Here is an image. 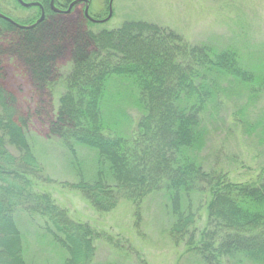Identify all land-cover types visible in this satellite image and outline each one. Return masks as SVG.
Returning a JSON list of instances; mask_svg holds the SVG:
<instances>
[{
  "label": "trees",
  "instance_id": "16d2710c",
  "mask_svg": "<svg viewBox=\"0 0 264 264\" xmlns=\"http://www.w3.org/2000/svg\"><path fill=\"white\" fill-rule=\"evenodd\" d=\"M91 28L81 18L68 23L50 17L32 30H20L0 19V264H27L17 213L42 221L52 244L65 253L62 264H92L94 241L105 239L87 224L73 222L48 192L37 190L38 184L53 182L28 143L30 115L3 86L6 55L22 63L37 91L50 94L63 87L49 134L73 158L76 146L97 154L94 179L86 181L78 170L77 182L61 184L63 189L80 194L99 214L126 202L138 218L141 204L162 193L174 218L171 242H185L202 264L234 257L264 264V182L225 181L204 171L196 158L207 109L222 92L262 86L263 78L242 66L235 49L191 46L153 24ZM64 56L70 68L61 74ZM111 87L131 93L141 114L132 139L115 130L116 108L108 106L122 96ZM191 194L207 197L206 226L198 235L196 212L190 201L182 205Z\"/></svg>",
  "mask_w": 264,
  "mask_h": 264
},
{
  "label": "rangeland",
  "instance_id": "374dc122",
  "mask_svg": "<svg viewBox=\"0 0 264 264\" xmlns=\"http://www.w3.org/2000/svg\"><path fill=\"white\" fill-rule=\"evenodd\" d=\"M76 20V14L65 18L68 23ZM127 21L172 31L191 46L235 49L242 66L261 76L264 83V0H116L115 17L108 24L91 29L113 30ZM1 60L5 68L3 86L30 115L26 128L28 143L45 177L53 182L38 184L37 190L48 192L73 222L87 224L105 237L94 241L92 264H202L189 254L185 242L178 245L171 242L169 230L174 218L162 193L141 204L138 218L134 217L132 205L126 202L109 213H96L80 194L60 186L76 183L78 170L86 181H92L98 170L97 154L76 146L73 158L49 134L48 123L55 117L58 97L63 92L61 85L50 94L47 90L37 91L18 59L6 55ZM69 68L68 58L62 57L59 72L65 74ZM120 84L118 87L125 89ZM111 89L122 96L108 106L116 108L115 130L132 139L141 114L133 105L131 93L125 95L126 92ZM202 121L204 139L196 158L204 171L234 184L264 182V85L233 87L222 92ZM206 198L191 194L182 203L185 208L190 201L198 216L196 235L206 226L203 209ZM15 220L24 238L27 264H62L65 253L52 244L41 220L24 213H17ZM222 264L256 263L234 257L223 259Z\"/></svg>",
  "mask_w": 264,
  "mask_h": 264
},
{
  "label": "flooded vegetation",
  "instance_id": "af4514ba",
  "mask_svg": "<svg viewBox=\"0 0 264 264\" xmlns=\"http://www.w3.org/2000/svg\"><path fill=\"white\" fill-rule=\"evenodd\" d=\"M0 14L20 26H32L42 17L35 27L50 17L65 19L76 14L77 19L81 18L92 27H101L115 17L116 0H0Z\"/></svg>",
  "mask_w": 264,
  "mask_h": 264
},
{
  "label": "water",
  "instance_id": "95a60500",
  "mask_svg": "<svg viewBox=\"0 0 264 264\" xmlns=\"http://www.w3.org/2000/svg\"><path fill=\"white\" fill-rule=\"evenodd\" d=\"M20 1V0H19ZM22 4V3H21ZM25 6H30V5H25ZM85 16L87 17V18H89L88 17V15H87V10H85ZM0 18L1 19H4V20H6V21H8V22H10L13 26H15L17 29H20V30H31L32 28H34L38 23H40L41 22V20H42V17L34 24V25H32V26H20V25H17V24H15V23H13L12 21H10V20H8L7 18H5L4 16H2L1 14H0Z\"/></svg>",
  "mask_w": 264,
  "mask_h": 264
}]
</instances>
